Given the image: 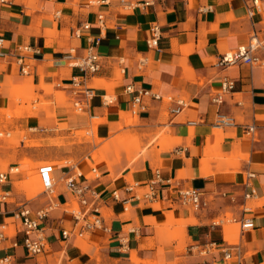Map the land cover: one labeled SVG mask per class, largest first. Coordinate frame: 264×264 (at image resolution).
I'll list each match as a JSON object with an SVG mask.
<instances>
[{
  "label": "crops",
  "instance_id": "crops-1",
  "mask_svg": "<svg viewBox=\"0 0 264 264\" xmlns=\"http://www.w3.org/2000/svg\"><path fill=\"white\" fill-rule=\"evenodd\" d=\"M253 1L156 0L149 8L133 9L119 0L109 5H94L90 0H14L13 5L0 4V35L5 39L6 49L29 44L41 51L29 55L30 74L19 71L15 56L7 61L0 58V120L11 110L20 117L25 115L24 108L13 110V107H17L20 96L30 94L40 84L56 83V89L64 91L73 101L71 80L80 70L69 66L63 56L71 48H75L77 55H83L89 37L101 35L95 47L101 56V70L90 79L96 87V96L84 111L89 119L98 120L99 137L110 139L121 132L137 130L148 136L144 140L147 141L161 129L166 134L162 142L158 138L146 142L147 152L132 166H128L130 155L123 153L117 162L112 161L114 171L106 164L99 169L101 175L92 184L103 195L106 230H85L83 236L74 233L68 239L62 237V230L73 228L74 220L64 211L65 202L72 195L60 181L55 196L62 204L42 221L47 249L36 256L28 254L22 222L15 214L21 207L36 215L50 204L51 197L42 191L41 196L26 198L29 188L21 173L39 163L13 165L16 171L22 168L21 173L13 171L6 183H0V190L11 194L0 203V232L4 230L6 234L0 241V264H50V257L55 259L61 254L62 264H94L97 257L105 261L134 255L153 258L160 250L167 263L180 258L184 260L179 264H224L223 249L232 248L228 242L237 243L239 236L226 239L228 224L221 227L213 222L228 215L241 217L242 195L252 188L256 196L247 203L253 208V204L260 202L249 214L254 217L256 227L240 234L239 248L245 264H260L264 260V65L237 64L228 68L215 65L221 54L247 44L253 35H263L264 0L261 9L250 17L248 10ZM208 4L212 10L202 11ZM99 13L105 14L103 33L98 26ZM83 22H90L92 28L76 36ZM153 22L160 24L162 37L157 47L149 48L146 39ZM225 77L236 81V89L225 95L221 104H216L212 98ZM129 84L136 90L152 89L163 96L162 100L145 98L147 108L138 115L139 122L134 127L127 124V120L134 121L128 101L131 96L124 91ZM35 89L45 98H52L39 87ZM105 93L115 96L108 106L101 102ZM168 96L173 101H167ZM179 98L186 101V106L178 114L172 113ZM58 102L64 104L55 110L57 119L63 120V127L73 121L66 119L73 117L75 122L79 121L75 108L67 106L63 95H58ZM5 110L9 111L4 113ZM219 113L233 116L236 125L216 126ZM31 120H36L37 125H30ZM40 120L27 118L24 124L44 131L46 128L38 126ZM248 124L255 125L254 134L245 132ZM13 139L14 144L20 141L16 135L2 141L9 147ZM162 143L167 145L165 149L161 148ZM213 155L223 158L216 159ZM230 157H237L235 166H231ZM65 170V165L58 166L56 177L60 178ZM157 170L163 181L156 185V197L146 199L144 194ZM248 172H254L255 177L248 179ZM132 182L139 185L127 191ZM192 187L201 190L207 201V206L199 211L178 199L179 190ZM113 191L119 193V200L114 199ZM232 197L236 200L232 201ZM125 199H129L128 210ZM178 219L184 220L186 252L182 255L177 252V241L166 240V234ZM226 237H232L230 231ZM211 242H216L218 248L213 247L205 255L193 246Z\"/></svg>",
  "mask_w": 264,
  "mask_h": 264
},
{
  "label": "built area",
  "instance_id": "built-area-1",
  "mask_svg": "<svg viewBox=\"0 0 264 264\" xmlns=\"http://www.w3.org/2000/svg\"><path fill=\"white\" fill-rule=\"evenodd\" d=\"M113 0H90V3L94 5H109ZM122 4L128 8H149L155 5L156 0H119ZM188 1V0H186ZM0 4L13 5L14 0H0ZM262 7L261 0H254L253 6L249 8L248 15L253 17L254 13L259 11ZM202 11L212 10V5L208 4L201 8ZM59 15V12L56 13ZM98 26L105 29V14H98ZM92 28L90 22H83L76 30V36L82 35V30H89ZM162 37V30L160 24L153 22L150 27V34L146 39V44L149 48L157 47ZM102 36L89 37L88 45L85 47L83 55L76 54L75 48H71L66 52L63 58L68 62L69 66L78 68L80 70L79 75H75L71 80L70 92L74 98V107L78 111H85L90 104L93 97L96 96V87L90 82V79L95 76L101 70V56L96 51L95 47L100 43ZM41 53V51L29 44H20L12 50L6 49L5 39L0 35V58L7 61L11 56L16 57V62L19 64V71L22 74H30L31 72V58L29 55ZM264 30L263 35H253L247 44L238 46L233 50H229L221 54L217 61L216 66L220 68H228L237 64H247L251 67L264 65ZM236 89V81L232 78L225 77L221 82V88L212 100L216 104H221L224 100V96ZM125 93L129 94L130 109L133 116H138L142 111L146 110L147 105L144 102L145 98L152 97L156 100H162L163 96L152 89H139L136 90L131 84L125 86ZM102 104L104 106L110 105L115 96L109 93H105L101 96ZM167 101H173L168 96ZM177 106L171 110L172 113L178 114L186 106V101L182 98L176 100ZM191 124H195V121H190ZM215 125L218 127H230L236 125L235 118L231 115L219 113ZM245 132L248 134H254L255 125H245ZM59 166V165H58ZM58 166L51 162H44L37 168V174L40 179L43 193L48 197H51L50 204L38 210L36 215H33L29 208H19L15 214L16 219H20L25 234L24 245L28 254L36 256L42 254L47 249L46 236L44 228L41 226L42 221L47 218L50 211L61 206L62 203L56 200L57 196L54 193L57 192V185L61 181L66 190L72 195V199L65 202V212H69L74 220V227L71 229H63L62 237L68 239L72 234L76 233L78 236H83L85 230L93 229H107L105 225L104 216L102 215L103 195L92 184L94 179L100 177L101 173L97 167H91L90 175H87L82 170L80 163L66 164V170L62 173L60 178L56 177ZM13 167H9L7 171H0V183H6L13 174ZM254 172H248L247 178H254ZM163 181L160 172H155V178L148 184V189L144 194L146 199H154L157 195L156 185ZM169 183V179L166 180ZM250 183V182H248ZM139 183L132 182L128 185L127 191H133ZM178 199L182 203L190 204L195 211L201 210L207 206V201L203 198L204 193L197 188H188L178 191ZM9 191L0 190V203L5 202L10 198ZM112 196L114 199L119 200L120 196L117 191H113ZM256 196L255 189L245 191L242 195L244 202L242 205L243 215L241 217L219 218L213 222L214 226H223L225 223L239 224L240 234L247 232L256 227L254 217L249 215L253 212V208L247 203V201ZM132 197H135L132 196ZM232 201L236 198L232 197ZM125 204L129 202V199L123 200ZM129 204L125 206V210H128ZM6 237L5 231L0 232V241H3ZM228 242V241H227ZM238 243H229L228 246L232 248H224V264H245L243 254L239 248ZM195 251L201 255H205L211 251L213 247L218 248L216 242H211L205 245L195 244L193 245ZM4 260H2L3 262ZM264 264V260L260 263Z\"/></svg>",
  "mask_w": 264,
  "mask_h": 264
},
{
  "label": "rangeland",
  "instance_id": "rangeland-1",
  "mask_svg": "<svg viewBox=\"0 0 264 264\" xmlns=\"http://www.w3.org/2000/svg\"><path fill=\"white\" fill-rule=\"evenodd\" d=\"M91 84L94 85V82H91ZM55 85L56 83H44L35 86L36 88L39 87L41 91L52 98L48 99L38 92L36 93L34 87L30 94L20 96L17 99V107H13V110L16 108H24L25 115L20 117L16 115L15 111L11 110L9 114H6L7 116L5 119L0 120V133L4 132V134L2 133L3 135H0V161L1 159L4 160L0 162V171H7L9 167L15 164L24 167L25 164L30 166V164L39 163L38 166L30 171L21 173L22 168L20 167L17 171L13 170L17 174L20 172L25 176L22 180L29 188L26 198H36L42 195V186L37 174V168L44 162H51L57 166H64L68 164V162H82L88 169L91 167L101 169L103 164H106L109 169L114 171L115 164L113 162H117L122 157L123 153H128L130 155L128 166H132L135 160L139 159L147 152V144L149 142L156 140V138H158V140L160 139V142H162L166 136L164 129H161L157 134L149 136V139L144 141L146 137H148L145 134H139L137 130H127L125 133L121 132L120 135L111 137L110 139L100 138L98 135V120L89 119L86 112L78 111L73 106V101L69 100L64 91L57 90ZM58 95H63L66 98L67 106L75 108L79 121L75 122L73 117L66 119L68 122L71 120L73 121L66 127H63L61 123L63 120L57 119L55 115V110L57 108L64 107V104L60 105L58 102ZM6 102L8 103V101ZM6 111L9 110H5L4 113ZM27 118H41V123L38 126L46 129L40 131V128H28L24 124ZM133 118L134 121L127 120V124H130L129 127H134L139 122L138 116H133ZM29 124L32 126L37 125L36 120H31ZM5 133H9L8 136H6ZM15 135L19 138V143L14 144L15 140L13 139L11 143L13 145L8 147V144L3 141L7 140V137H15ZM146 142L147 144H145ZM166 147L167 145L165 143L161 144V148L165 149ZM213 158L220 159L223 157L221 155H213ZM230 158L232 160L231 166H235L237 157ZM88 169L82 168L84 173L90 175V170ZM37 188H39V190H37ZM259 204L260 202L253 204V208ZM228 217H230V215H228ZM183 221V219L175 221L172 224L173 228L166 234V240L169 239L170 241L178 242L177 252L179 255L185 254L186 252L185 232L182 230V226L184 225ZM227 224L228 225L225 227V238L237 239L239 236V242V224L229 222ZM227 231L231 232V238L226 237ZM85 245L87 246V244ZM85 251L91 252L88 249ZM160 254L162 255L161 250L158 254L156 253L153 258L143 259L139 257L141 260L135 257V255L124 260L113 261H105L97 257L94 264H179L184 260L179 258L176 259L175 263H167ZM61 257H63L62 254L55 259L50 257L49 263L62 264Z\"/></svg>",
  "mask_w": 264,
  "mask_h": 264
},
{
  "label": "bare ground",
  "instance_id": "bare-ground-1",
  "mask_svg": "<svg viewBox=\"0 0 264 264\" xmlns=\"http://www.w3.org/2000/svg\"><path fill=\"white\" fill-rule=\"evenodd\" d=\"M7 112H8V111H7ZM3 134H4V133H3ZM3 134H2V135H3ZM5 134H6V136H8L9 133H5ZM30 146H31V145H30ZM14 170H16V168H15ZM37 190H39V188H37ZM42 191H43V188H42ZM55 194H56V192L54 193V196H55Z\"/></svg>",
  "mask_w": 264,
  "mask_h": 264
}]
</instances>
